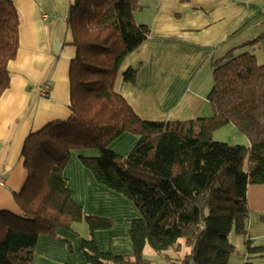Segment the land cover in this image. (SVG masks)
Wrapping results in <instances>:
<instances>
[{
  "label": "trees",
  "instance_id": "16d2710c",
  "mask_svg": "<svg viewBox=\"0 0 264 264\" xmlns=\"http://www.w3.org/2000/svg\"><path fill=\"white\" fill-rule=\"evenodd\" d=\"M139 7V0H75L70 6L76 48L72 114L31 132L25 141L28 176L16 194L20 213H0V264H33L41 236L75 231V223L83 221L90 230L80 238L85 264H153L143 255L146 244L166 250L180 238L190 249L181 264H230L233 230L246 237L248 253L259 258L246 264H264V244L247 237L248 189L264 184V63L254 52L228 53L217 61L211 116L143 119L115 87L126 57L150 35V26L136 20ZM19 25L13 0H0V95L9 86L8 64L19 48ZM262 38L250 44L257 46ZM137 71L130 67L123 80L135 82ZM228 124L250 146L215 141L214 132ZM124 133L139 137L126 156L111 147ZM74 150H94L82 153L81 163L140 211L129 230L131 254L100 248L96 232L110 229L113 221L87 212L74 199L65 175Z\"/></svg>",
  "mask_w": 264,
  "mask_h": 264
},
{
  "label": "crops",
  "instance_id": "0c3cea01",
  "mask_svg": "<svg viewBox=\"0 0 264 264\" xmlns=\"http://www.w3.org/2000/svg\"><path fill=\"white\" fill-rule=\"evenodd\" d=\"M13 2L20 20L19 48L8 64L9 86L0 95V177L4 179L0 184V213L19 214L16 194L28 176L23 155L27 137L72 114L71 66L76 48L68 17L75 0ZM139 2L136 20L150 26V35L126 57L115 87L143 119L170 121L211 116L209 94L217 61L228 53L254 52L264 63V38L257 46L250 44L264 34V0ZM130 67L138 70L135 82L123 80L124 71ZM44 84L50 86L47 97L40 92ZM138 139L124 133L111 147L126 156ZM244 142L250 146L247 137ZM94 152L74 150L65 175L74 199L87 212L113 221L110 229L96 232L100 248L119 255L131 254L129 230L132 220L141 213L124 195L99 183L81 163L82 153ZM248 202V237L264 239V184L249 186ZM89 234L90 230L59 229L58 236H41L33 264H85L80 238Z\"/></svg>",
  "mask_w": 264,
  "mask_h": 264
},
{
  "label": "rangeland",
  "instance_id": "374dc122",
  "mask_svg": "<svg viewBox=\"0 0 264 264\" xmlns=\"http://www.w3.org/2000/svg\"><path fill=\"white\" fill-rule=\"evenodd\" d=\"M58 124V123H57ZM246 136L238 132V129L233 125H226L217 129L214 132L213 139L215 141L227 142L231 144H242L245 145ZM246 146V145H245ZM244 169L248 171L249 169V159L246 158L244 162ZM254 195H251L252 204ZM256 200V198H255ZM258 205V203H257ZM74 229L79 231H89V226L87 222H77L74 225ZM248 237V236H247ZM230 240L233 245H235V250L230 256V264H246L247 260H258L252 254L248 253L246 249V237L242 234L237 233L233 230L230 234ZM254 244H264V239H253ZM189 247L186 246L185 238H180L179 241L172 247L166 250H156L149 243L146 244L143 250V255L146 259H151L158 264H181L179 261L182 256H184L188 251ZM152 261V262H153ZM260 261H263L260 258ZM262 264V262H260Z\"/></svg>",
  "mask_w": 264,
  "mask_h": 264
},
{
  "label": "built area",
  "instance_id": "2783aa9c",
  "mask_svg": "<svg viewBox=\"0 0 264 264\" xmlns=\"http://www.w3.org/2000/svg\"><path fill=\"white\" fill-rule=\"evenodd\" d=\"M40 92L43 97H47L50 93V86H48L47 84H44ZM3 183H4V179L0 177V184H3Z\"/></svg>",
  "mask_w": 264,
  "mask_h": 264
}]
</instances>
